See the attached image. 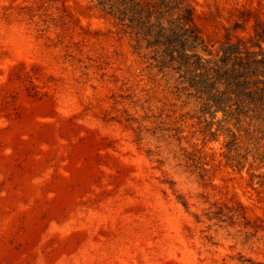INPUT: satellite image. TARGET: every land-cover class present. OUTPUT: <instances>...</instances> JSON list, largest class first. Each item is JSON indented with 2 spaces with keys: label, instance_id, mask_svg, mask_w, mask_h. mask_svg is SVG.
Here are the masks:
<instances>
[{
  "label": "rangeland",
  "instance_id": "1",
  "mask_svg": "<svg viewBox=\"0 0 264 264\" xmlns=\"http://www.w3.org/2000/svg\"><path fill=\"white\" fill-rule=\"evenodd\" d=\"M191 4L212 55L264 25V0ZM173 85L91 0H0V264H264V191Z\"/></svg>",
  "mask_w": 264,
  "mask_h": 264
},
{
  "label": "trees",
  "instance_id": "2",
  "mask_svg": "<svg viewBox=\"0 0 264 264\" xmlns=\"http://www.w3.org/2000/svg\"><path fill=\"white\" fill-rule=\"evenodd\" d=\"M91 1L129 36L149 67L173 79L177 96L194 102L197 118L210 117L208 139L223 137L220 161L246 171L249 183L264 191V25L256 24L250 41H223L212 55L194 23L192 0ZM183 158L205 175L208 163L201 157ZM207 218L235 221L243 214L238 206L224 205Z\"/></svg>",
  "mask_w": 264,
  "mask_h": 264
}]
</instances>
